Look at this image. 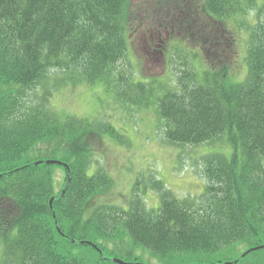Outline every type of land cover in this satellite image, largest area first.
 Returning <instances> with one entry per match:
<instances>
[{"label":"trees","instance_id":"trees-1","mask_svg":"<svg viewBox=\"0 0 264 264\" xmlns=\"http://www.w3.org/2000/svg\"><path fill=\"white\" fill-rule=\"evenodd\" d=\"M258 1L0 0V87L6 86L0 89V264H118L116 257L146 264L147 252L162 264H264V248L243 256L264 246V0ZM163 3L168 17L181 19L172 29H184L191 40L171 49L177 86L137 81L123 67L133 22L162 19ZM255 7L261 9L250 36V71L235 82L230 40L204 34L212 22L221 31L223 22L238 23ZM200 44L208 54L203 62ZM54 68L71 83L102 82L123 107L156 106L171 145L221 137L232 152L204 159L207 185L197 201L161 193L156 209L141 202L131 209L92 206L111 184L102 168L90 174L92 149L104 132L120 137L113 125L30 106L29 89Z\"/></svg>","mask_w":264,"mask_h":264},{"label":"rangeland","instance_id":"rangeland-1","mask_svg":"<svg viewBox=\"0 0 264 264\" xmlns=\"http://www.w3.org/2000/svg\"><path fill=\"white\" fill-rule=\"evenodd\" d=\"M167 6L163 3L162 14L165 15L162 19L158 16L148 18L144 24L133 22L129 56L123 67L131 68L139 80L162 78L171 86L177 76V70L170 62L173 44L183 42L187 46L191 40L188 35L185 36L184 29H172V24H179L181 19L179 16L168 17ZM260 9L255 7L241 18L238 15V23L234 20L223 22L221 31L212 22L209 32L204 34L209 41L217 37L230 40L228 58L232 60L229 66L232 81H243L248 74V43ZM203 20H198L197 25L200 26ZM203 47L200 44L198 49L201 53L198 60L201 62L204 55L208 56ZM44 78V81L29 89L27 101L30 106L39 104L61 117L75 115L80 119H89L95 126L112 123L118 129L120 138L111 132H104L100 134L102 139L98 142L99 148L95 146L92 149L90 174L103 168L114 182L113 188L96 197L92 206L102 205L104 199L107 204L114 202L126 205L134 191V203L141 202L150 209H156L161 199L155 188L161 191L163 199L198 200L205 193L207 185L203 173L204 159L208 154L232 152V146L226 145L221 137L196 146L169 144L163 132L164 120L156 106L123 107L114 95V90L107 89L101 82L95 85L81 81L71 84L64 72L57 68L50 70ZM3 88L6 86L0 87L1 90ZM93 139L94 137H90L91 145ZM58 172L62 173L63 168L59 166ZM63 176L64 173L62 179ZM244 248L245 246L241 250ZM148 253L144 257L146 264H162ZM235 254L233 251L227 256L233 258Z\"/></svg>","mask_w":264,"mask_h":264},{"label":"water","instance_id":"water-1","mask_svg":"<svg viewBox=\"0 0 264 264\" xmlns=\"http://www.w3.org/2000/svg\"><path fill=\"white\" fill-rule=\"evenodd\" d=\"M48 162L49 163H56L57 161H53V160H48ZM259 248V247H258ZM258 248H254V249H258ZM254 249H251L250 251H248V252H251L252 250H254ZM247 252V253H248ZM246 254V253H245ZM244 254V255H245ZM115 262H118V263H120V264H130V263H125L124 261H122V260H120V259H118V258H116L115 260H114Z\"/></svg>","mask_w":264,"mask_h":264}]
</instances>
